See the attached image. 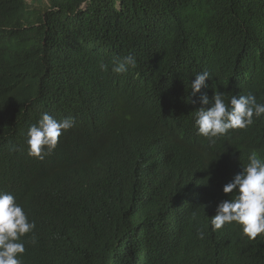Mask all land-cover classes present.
I'll list each match as a JSON object with an SVG mask.
<instances>
[{
	"label": "trees",
	"instance_id": "trees-1",
	"mask_svg": "<svg viewBox=\"0 0 264 264\" xmlns=\"http://www.w3.org/2000/svg\"><path fill=\"white\" fill-rule=\"evenodd\" d=\"M126 56L135 66L115 73ZM214 91L264 103V0H0V187L14 182L48 264H114L130 215L160 239L148 264H264V246H236L240 225L210 224L240 164L236 134L210 143L194 125ZM43 113L73 126L40 159L27 132ZM257 129L264 156V115ZM183 156L199 169L187 182L174 169ZM188 190L196 205L164 227L162 203Z\"/></svg>",
	"mask_w": 264,
	"mask_h": 264
},
{
	"label": "clouds",
	"instance_id": "clouds-1",
	"mask_svg": "<svg viewBox=\"0 0 264 264\" xmlns=\"http://www.w3.org/2000/svg\"><path fill=\"white\" fill-rule=\"evenodd\" d=\"M29 3L32 8L37 7L32 2ZM82 7L85 8L86 4ZM128 66H135L132 56L114 61L112 70L118 74L124 73ZM208 78H211L208 71L195 75V79L191 81L193 95L199 93L202 87H208ZM224 98L228 101L227 104ZM199 103L194 106L193 114L198 135L215 143L214 138L236 134L233 150L240 156L236 174L226 184L220 183V186L224 185L225 194L235 195L218 202L215 214L211 216V227L215 231L225 224L235 222L242 229L236 239L238 249L243 254L260 249L264 246V156L258 152L262 134L257 125L264 115V103H258L251 93L233 95L229 99L217 91H214L211 98L207 93H202ZM72 126L71 118L57 120L50 114L43 113L38 122L28 129V154L42 159L56 147L62 131H67ZM174 169L186 182L190 173L199 171L197 167L184 161V156L176 160ZM11 188H14V182ZM197 197L189 190L168 197L161 206L162 225L166 228L170 226L169 217L173 214L177 213L179 217L185 215L190 209L188 206L196 205ZM180 199L184 202V207H180ZM27 211L25 205L20 200L16 202L7 188L0 187V264H48L49 253L33 247L35 240L32 241L31 234L36 225L34 221H29ZM152 222L146 217L135 215L122 221L112 254L114 264H148L150 251L160 240ZM198 234L203 237V232ZM58 242L60 241H54Z\"/></svg>",
	"mask_w": 264,
	"mask_h": 264
},
{
	"label": "bare ground",
	"instance_id": "bare-ground-1",
	"mask_svg": "<svg viewBox=\"0 0 264 264\" xmlns=\"http://www.w3.org/2000/svg\"><path fill=\"white\" fill-rule=\"evenodd\" d=\"M191 172V171H190ZM8 192H11L13 195H14V197H15V199H16V202H19V196H18V194H17V191L15 190V188H11V189H8ZM170 216V215H169ZM171 217L172 216H170L169 217V219H171ZM126 219V218H125ZM98 236V235H97ZM157 238H158V236H157ZM197 244H199L198 242H197ZM33 247L35 248V249H37L38 251H42V248H39V247H37V246H35V245H33Z\"/></svg>",
	"mask_w": 264,
	"mask_h": 264
},
{
	"label": "rangeland",
	"instance_id": "rangeland-1",
	"mask_svg": "<svg viewBox=\"0 0 264 264\" xmlns=\"http://www.w3.org/2000/svg\"><path fill=\"white\" fill-rule=\"evenodd\" d=\"M47 0H29V2H32L33 6H37V5H45Z\"/></svg>",
	"mask_w": 264,
	"mask_h": 264
}]
</instances>
